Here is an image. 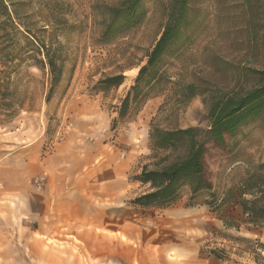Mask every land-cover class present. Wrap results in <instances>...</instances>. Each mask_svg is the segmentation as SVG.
Listing matches in <instances>:
<instances>
[{
  "label": "rangeland",
  "instance_id": "374dc122",
  "mask_svg": "<svg viewBox=\"0 0 264 264\" xmlns=\"http://www.w3.org/2000/svg\"><path fill=\"white\" fill-rule=\"evenodd\" d=\"M119 2L18 0L14 28L0 25V264H137L142 258L155 264L162 241L168 248L179 245L192 251L201 245L209 257L213 252L228 264H264V225L250 222L239 204L241 184L258 175L257 165L264 162V115L240 131L230 154L218 155L211 149L207 170L213 191L190 200L188 188L182 189L177 199L184 205L182 213H195L186 216L189 223L163 226L158 213L129 206L131 196L149 189L136 183L119 203L126 213L116 225L111 226L108 213H96V233L93 226L61 224L56 232L46 233L44 221H34L26 213V196L20 201L14 197V181L20 174L22 182L32 175L28 166L32 154L53 153L70 139L78 129L76 116L96 97L110 110L119 109L146 62L165 23L162 0H145L148 13L138 27L100 43L99 6ZM189 14L195 31L191 43L168 60L163 79L130 103L121 120L136 128L144 149L142 161L148 167L163 154L146 145L153 126L208 124L202 97L184 100L180 94L184 86L231 91L246 83V69L264 67V0H190ZM47 52L61 59L62 76L55 83L49 69L36 63L46 61ZM119 74L125 76L120 86L103 88L99 82ZM135 175L130 174L129 180ZM212 213L224 217L230 229H218ZM213 215L214 220L208 218ZM164 229L167 234H162ZM166 257L168 264H193L172 249Z\"/></svg>",
  "mask_w": 264,
  "mask_h": 264
},
{
  "label": "trees",
  "instance_id": "16d2710c",
  "mask_svg": "<svg viewBox=\"0 0 264 264\" xmlns=\"http://www.w3.org/2000/svg\"><path fill=\"white\" fill-rule=\"evenodd\" d=\"M18 0H0V25L14 23L19 15ZM165 23L154 45L140 66L133 85L123 98L118 110L122 120L130 103L142 98L146 89L161 81L168 60L178 56L191 43L195 35L189 14L190 0H162ZM103 16L99 42L108 43L116 37L138 27L147 16L145 0H120L118 5H101ZM6 29V28H5ZM4 29V30H5ZM56 53H46V61L36 59L38 66L47 67L51 82L62 76V65ZM61 60V59H60ZM246 83L231 91L188 84L181 91V98L201 96L207 107L206 127L164 129L153 126L149 131V148L163 152L153 166H144L133 180L149 185L147 192L135 197L131 203L140 208H166L177 202L178 195L187 187L189 199L194 200L203 192L213 191V181L208 174L209 156L214 148L218 155L230 154L240 131L264 115V67L249 68L243 72ZM123 74L101 79L103 88L120 86ZM259 174L250 175L239 189V204L255 225H264V162L257 165ZM246 196H250L247 198ZM212 200H216L213 195ZM215 254V253H214ZM219 258L225 259L217 254Z\"/></svg>",
  "mask_w": 264,
  "mask_h": 264
},
{
  "label": "crops",
  "instance_id": "0c3cea01",
  "mask_svg": "<svg viewBox=\"0 0 264 264\" xmlns=\"http://www.w3.org/2000/svg\"><path fill=\"white\" fill-rule=\"evenodd\" d=\"M82 110L84 112L76 116L78 129L73 136L60 143L53 153L45 152V155H40L34 152L28 160L29 174H32L29 180L22 182L20 174L18 181L13 183L16 186L14 197L20 201L22 196H26V213H30L29 217L34 221H44L46 233L56 232L58 224L72 227L93 226V232L96 233V213H108L112 219L111 226H114L117 218L126 213L120 209L119 203L124 201L125 193L130 187L136 183L149 188V185L135 181L133 177L129 180L130 174H139L146 162L142 161L144 149L139 143L141 140L136 128L132 124H121L118 107L110 110V106L96 97L92 104ZM146 145H149L148 139ZM21 185L28 186V189ZM139 195L136 193L134 197H130L129 206L133 205L131 201ZM183 207L177 201L167 208H157V211H148L155 207L136 208L148 213H158L165 226L166 223H189L186 216L195 213L188 210L182 213ZM236 207L239 212V207ZM19 209H22L21 205ZM240 210L244 212L242 207ZM212 214L217 217L215 220L218 229H230L223 221L224 217ZM216 217L213 215L208 218L212 220ZM212 222H206L210 226V232L213 231ZM162 234H167L166 229L162 230ZM168 247L163 241L158 244L155 264L169 263L166 257L169 249L193 264H217L218 261L228 264L226 258H219L213 252L209 257V253L201 245L196 246L193 251L179 245ZM135 263L131 261L128 264ZM137 264L150 263L149 259L142 258Z\"/></svg>",
  "mask_w": 264,
  "mask_h": 264
}]
</instances>
